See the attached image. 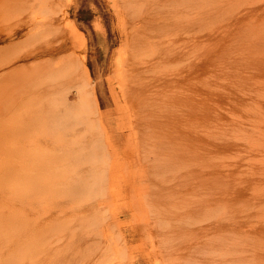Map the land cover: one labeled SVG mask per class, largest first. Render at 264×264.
<instances>
[{
  "label": "rangeland",
  "instance_id": "obj_1",
  "mask_svg": "<svg viewBox=\"0 0 264 264\" xmlns=\"http://www.w3.org/2000/svg\"><path fill=\"white\" fill-rule=\"evenodd\" d=\"M246 1L211 0L207 10L197 9V0H0V33L23 30L20 38L0 43V264H115L121 256L124 264H164L152 246L159 236L146 204L152 156L144 135L153 118L147 122L144 106H171L152 109L165 134L191 117L192 105L187 114L180 106L192 97L174 84L188 69L183 54L202 45L215 53L240 46L245 55ZM202 22L204 28H194ZM149 83L155 84L151 93ZM255 139L256 147L242 140L239 148L250 160L253 175L247 178L258 183L264 134ZM50 160L58 169L79 170L80 178L83 169L105 182V196L96 203L110 235H87L81 244L46 249L42 257L33 230L23 224L36 195L31 182ZM249 212L248 226L237 224L243 230H209L201 221L203 230L189 231L200 227L191 224L199 221L196 214L178 236L195 244L206 264H260L264 206ZM207 245L211 254L202 251ZM215 248L222 255L212 253Z\"/></svg>",
  "mask_w": 264,
  "mask_h": 264
},
{
  "label": "bare ground",
  "instance_id": "obj_2",
  "mask_svg": "<svg viewBox=\"0 0 264 264\" xmlns=\"http://www.w3.org/2000/svg\"><path fill=\"white\" fill-rule=\"evenodd\" d=\"M209 1L197 0V9L208 10L212 6ZM245 11V55H241L240 46L215 53V49L208 52L202 45L183 54L181 63L188 69L174 84L181 83V90L192 97L191 104L185 100L180 106V112L187 114L192 105L191 117L182 118L173 125L172 133L165 134L161 120L152 109L171 106L158 102L151 108L154 105L151 101L144 106L143 111L149 115L147 122L153 118L151 126L145 121L144 140L152 156L151 196L146 204L148 217L159 236L158 240L153 239L155 235L151 238L152 246L165 257L164 264H206L198 259L196 245L189 247L184 244L186 237L183 242L178 236L180 230L181 234L187 230L184 228L193 221V216L198 215L199 221L191 224L200 227L194 226L189 231L203 230L201 221L209 230H243L237 226L240 220H245L248 226V217L252 215L249 211L264 206V171L263 182L253 183V177L247 178L253 175L248 167L249 157L239 148L242 140L256 147L255 136L264 134V0H247ZM70 26L73 36L79 38L81 34L76 25ZM204 27V22L194 26ZM22 31H13L10 36L0 33V43L11 37H14L12 41L20 38ZM51 53L48 52L52 56ZM39 57L43 59L46 55L40 53ZM154 85L147 84L150 93ZM239 112L242 114L237 117ZM230 170H234L231 175ZM77 171L71 167L58 169L50 160L38 168L35 175L38 182L35 178L31 182L30 189L35 186L36 195L34 205L26 208L31 210V215L25 218L23 230H33L31 240L42 257L46 249L81 244L87 235H110V227L102 222L105 217L96 203L105 196V182L97 183L94 175L83 169L82 180ZM164 175L166 180L161 181ZM211 248L207 245L202 251L211 254ZM215 249L212 253L222 255L223 249ZM115 264H124L123 257ZM260 264H264V247Z\"/></svg>",
  "mask_w": 264,
  "mask_h": 264
}]
</instances>
